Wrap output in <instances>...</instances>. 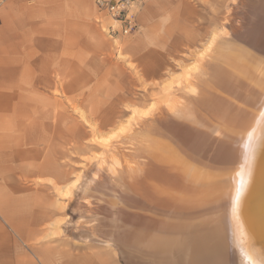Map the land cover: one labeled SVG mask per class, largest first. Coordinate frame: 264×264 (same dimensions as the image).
I'll list each match as a JSON object with an SVG mask.
<instances>
[{
    "label": "crops",
    "instance_id": "obj_1",
    "mask_svg": "<svg viewBox=\"0 0 264 264\" xmlns=\"http://www.w3.org/2000/svg\"><path fill=\"white\" fill-rule=\"evenodd\" d=\"M201 10L197 0H150L135 35L118 41L102 30L109 21L96 0L3 5L0 264H125L96 240L77 193L88 121L110 128L136 88L162 82L172 59L198 41Z\"/></svg>",
    "mask_w": 264,
    "mask_h": 264
},
{
    "label": "bare ground",
    "instance_id": "obj_2",
    "mask_svg": "<svg viewBox=\"0 0 264 264\" xmlns=\"http://www.w3.org/2000/svg\"><path fill=\"white\" fill-rule=\"evenodd\" d=\"M253 25L255 26V24ZM248 28L246 31L251 29ZM241 29L244 32L245 29ZM240 34L245 36V33ZM236 40L239 41L237 38ZM220 43L213 46L214 53L212 52L209 56V62H205L207 64H202L201 70L198 72L199 75L196 74L191 81L189 80L190 84L193 83L192 85L198 88L196 90H198L197 96L199 97L193 96L188 101L186 96L191 93L185 96L188 90L184 91L185 97L176 98L175 103L172 104L173 107L169 109L170 111L167 110L170 116L172 109L185 107L184 111L174 109L173 112L172 110L173 120L171 116L167 117L168 115L164 114L165 116L152 119L153 122L150 120L152 122L150 128L149 124L144 123L146 125L144 128L147 126L149 128L141 129L143 132L148 131L149 135H145L144 132L143 134L147 136L144 137L146 140L151 139H148L149 146L148 142L147 145L144 144L150 147L148 157L152 158L150 153L159 156L154 166L157 174L156 171H153L154 175L151 176L150 182H145L142 186L141 183L136 182L140 179L137 170L135 174L138 176L136 177H133L131 172L128 173L132 175L124 174L123 177L119 171V180L125 178L122 181L126 183V179H128L132 188L129 185L128 187L131 189L122 186L118 191H115L118 189L117 186L114 187L111 182L107 181L106 172H109L110 169L105 173L102 172L99 178L97 172L95 174L98 179L93 186L92 194L102 200L111 199L108 203L110 206H113L111 203L116 200L123 202L120 209L123 212L120 211L113 221L109 220L106 223L111 230L108 231L110 234L108 239H104L105 242L118 244L119 247L120 236L117 235V232L122 231L120 226L124 221L127 222V218H130V215L134 213L136 205L140 204L138 203L140 201L146 202L142 205L146 215L151 213L152 216L153 213V216H158V219L152 224L145 217H143L144 225L141 223L143 219L138 222L140 227L144 226L145 230L144 228L142 230L145 233L142 232L145 235L143 233L140 235L138 229L139 235L132 238V235H127V237L120 232L122 239L124 237L123 240L129 241V249L132 254L137 253V250L145 253L147 263L142 262V264L151 263L157 253H159L157 258H160V264H264V115H262L264 113V56L255 55L257 58L254 57V60L250 55H247L246 50H244L246 51L245 56L241 52L239 53V48V51L234 52L232 48L235 44H227L225 41L222 42L223 44ZM208 45L210 48L211 44ZM244 47L243 49L246 48ZM241 56H243L242 60ZM221 58H225L227 67L220 64L222 61L219 62V59L223 60ZM194 67L196 66L194 65ZM192 87H189L191 88L190 92L193 90ZM221 90L223 91L221 92ZM216 93H219V96ZM222 93L224 95L227 93L226 97L222 98L224 96ZM192 104L203 106V110L208 107L206 112L209 114L211 112L212 116L216 117L210 118L213 121L208 119L210 123L203 122L206 124L205 126H199V119L198 123L192 122V124L196 123V125L193 124L194 126L180 128V123L183 124L185 121H183L184 119H174V113L177 112L176 115L179 117L183 114L185 118L187 110L191 112L197 110L193 108L194 105L191 107L192 110L189 108ZM200 112L196 111L197 116ZM205 113L203 115L208 116ZM207 116L205 117L208 118ZM205 117L203 116V118ZM198 118L200 117L198 116ZM186 119L189 120L187 114ZM135 132L138 134V130ZM139 134L138 137H140ZM144 137L140 138L145 141ZM134 139L137 138L134 137ZM134 139L132 137V140ZM144 141L142 143H145ZM136 143L134 145H140L141 142ZM137 148L139 147L137 146ZM142 152L145 154V151ZM116 160L111 161V166L118 168ZM144 160H141L142 163L145 162ZM150 161L149 163H152ZM121 162L125 166V161L123 162L121 159ZM126 165L125 169L128 168V164ZM103 168L105 169V166ZM112 171L114 172L115 169ZM168 215L172 216V221L170 230L166 232L168 221L165 218ZM134 218L136 217L134 216ZM124 231L126 232V230ZM82 235L90 237L88 233ZM115 247L117 248V246ZM156 261L158 262V260Z\"/></svg>",
    "mask_w": 264,
    "mask_h": 264
},
{
    "label": "rangeland",
    "instance_id": "obj_3",
    "mask_svg": "<svg viewBox=\"0 0 264 264\" xmlns=\"http://www.w3.org/2000/svg\"><path fill=\"white\" fill-rule=\"evenodd\" d=\"M197 1H199L200 7H202V10L199 11V15H198V23L199 24L196 25L195 29H194L197 31L196 40H198V41H196L192 45L187 44L186 47L182 48V50L180 52V56L177 57L176 59H172L171 68L168 70V73L166 74V78L162 82L155 83L150 88H142V89L136 88L135 89L136 92L134 93V96L132 97L131 101H127L121 105L120 117L112 126H110V128H104V127L100 126V124L98 122L96 123V122L88 121L89 125H90V129H91V133H92V136L89 139V155L87 158L84 159L83 163L76 165V167L78 169L74 171V177H76V179H77L76 182H78V184L76 186L77 187V193L79 195L84 194L86 197L85 209H84L85 214L83 213L84 218H85V222L88 224V226L92 227L95 230L94 237L96 239L99 238L98 240H100V241L102 240L103 242H105L104 239H108L109 234H110V232H108V231H110L111 228L106 223H108L107 221H109V220L113 221L116 218V214L120 213V211L123 212L122 210H120L122 208L123 202L122 201L119 202L118 200H116L115 202L113 201L111 203L113 206H110L108 203L111 201V199L107 200V201L102 200L98 196H96L95 194H92L93 193L92 189H93V186L95 185V182L97 183V179L101 176L102 172L105 173V171H108L109 169H110L109 172L111 174L109 172H106L107 177H108L107 181L111 182L114 187L117 186L116 188H118V189L115 191H118L120 189V187H122V186H126L127 188L131 187L130 186L131 184L129 185L130 181L128 179H126V183L125 182L123 183V181H122V180H125V178L124 179L122 178L121 180H119V178H120L119 176L121 173L123 174V175L121 174V176H123V177H124V174H126L127 176L128 175L130 176L133 174L132 175L133 177H136L139 175L140 179L137 180L136 182L141 183V186L145 182H150V180L152 178L151 176L154 175V174H152L153 171L154 172L156 171V168H154V166H155V163L158 161L159 156L158 155L154 156V155H151V153H150V156H152V158L148 157L149 156L148 153L150 152L149 151L150 147H148L149 146V142H148L149 140L148 139H150V138H148L146 140L145 137H147L149 135L147 133L148 131L147 130L144 131L146 133L145 135H147V136H145L143 134L144 132L142 130L147 129L148 126L150 128V126L152 125L151 123L153 122L154 118H156V117L168 115L167 117L171 116V119H172V114H173L175 108L172 109L173 112L171 110L170 116H169V112H167V110L170 111L169 109L171 107H173L172 104L175 103L174 101L176 98H178V97L183 98L186 95H189L190 93L193 95L190 96L191 95L190 94L189 96H186L188 101L191 100L193 98V96L199 97V96H197L198 90H196L198 88L195 87L194 85H192L193 83L190 84L189 80L191 81L193 76H195L196 74L199 75L198 72H200L202 64L208 61V58L212 52L214 53V51H213L214 47L213 46H215L216 44H218L220 42H221L220 44H223L224 41L227 42V44H231L232 41H234L236 43L233 42L231 44V45L235 44L234 48H232V50H234V52H237V50L239 48L240 49V51L238 50L239 53L241 52V54H244L243 56H245L246 55L245 53L247 51V55L248 56L250 55L252 58L251 57H249V58H251V59H254L255 55H257V56L259 55V57L264 56V50H263L264 49L263 48L264 47V22H263L264 21V9H263L264 6L263 5L264 4L262 5V3H264V0H260L261 2L259 0L258 1L254 0V2H252L253 0H197ZM149 2H150V0L147 3H145L143 5V7H145ZM251 3H253L254 5L253 4L251 5ZM255 6L256 7L259 6V7L256 8ZM143 7H141L140 11L142 10ZM140 11L138 12V16H139ZM137 20H138V18H137ZM251 23H252V25H251ZM253 24H255V26ZM105 25H107V24L104 23L102 25L103 31H104ZM243 25L245 27H242ZM248 27L251 29L246 31V28H248ZM241 28L245 29L244 32ZM258 31H259V33H258ZM238 32L245 33V36H243L244 34H240ZM247 32H248V35L246 34ZM132 35H135V33L128 35V36H125V37H122V38L118 39V41L126 40L129 37H131ZM231 35L232 36L237 35V36L236 37L233 36V38H232ZM227 37H228V39H227ZM225 38L227 39V41ZM236 38L239 41H242L244 43V45L241 42L239 43V41H237ZM221 39H223V40H221ZM208 44H211V47H210L211 49L208 48V46H209ZM241 45L243 47L245 46L246 48L245 47H244L245 49H243V47L241 48ZM206 48H207V50H206ZM250 49H252L253 51L251 52ZM205 50H206V52H205ZM244 50H246V51H244ZM207 51H209V52H207ZM243 51H244V53H243ZM259 53H261V54H259ZM253 54H254V56H253ZM243 56H241V60H242ZM225 58H227L226 55H225ZM256 58L257 57H255V59ZM205 59H207V60H205ZM221 59H223V58H221ZM224 59L223 60L219 59V62L222 61L220 64H223V66H226L227 62ZM228 60H229V58H228ZM198 64H200V65H198ZM205 64H207V63H205ZM213 64H214V62L212 61V65ZM194 65L196 67H194ZM188 74H190V75L188 76ZM189 87H192V89H193V90H191V92H190L191 88H189ZM247 87H248V85L246 86V88ZM187 88H189V89H187ZM220 89H217V90H220ZM187 90H188V92H186ZM223 90H224V88H223ZM223 90H221V92ZM184 91L186 92L185 96H184V93H185ZM224 91L227 92V90H224ZM218 92H220V91H218ZM244 92H245V90L243 89V93ZM217 95L219 96V93ZM222 95H224V93H222ZM225 95H227V93ZM225 95L222 96V98L226 97ZM193 105H194V107H193ZM188 107H189V105H188ZM191 107H193L194 109H197L196 111H198V112L201 111L200 113H198V116L200 118H198L195 110H193L194 112L187 110V112L190 114V116H189V114L186 113L187 117H189V120H187L188 118L186 119V114H185V118H184L183 114L182 115L180 114L181 116L179 117V115L178 116L176 115V114H178L176 112V113H174L176 116L174 115L173 118L174 119L178 118L180 120L184 119L183 121H185L183 124H181L180 123L181 121L179 120L180 128H184V127L188 128V127L192 126L193 124L196 125V123L192 124V122H197V121H199V119H200V121H199L200 123L197 122L199 124V126H205L207 123H210L209 121H213L210 119L211 117H212V119H214L216 117L215 115L212 116L213 113L210 112V114H209V112H206V109L208 107L204 108V110L202 109L203 106L201 107V105H198V104L190 105L189 108L192 110L193 108H191ZM198 107H201V108H198ZM183 108L185 109V107L181 106L180 108H177V109L184 111ZM177 109H175V110H177ZM205 112L208 114V116L203 115V113H205ZM161 113H163V114L161 115ZM191 114H193V116H191ZM203 116L204 117L207 116L208 118H206V117L203 118ZM192 119H194V120H192ZM208 119H209V121H208ZM201 122L202 123L204 122L206 124H204V123L202 124ZM144 123L145 124L147 123V125L148 124L149 125L144 128V126H146ZM185 123L188 125H186ZM189 123H190V125H189ZM137 127H139L140 129H138ZM136 130H138V134L140 132L139 136L141 138H143L145 136L144 137L145 141L143 139H141L140 137H138L137 132H135ZM116 131H117V133H116ZM150 136L152 138L151 133H150ZM132 137H133V139H134V137L137 139L132 140ZM138 138L140 139V141ZM125 139H127V140H125ZM130 139H131V141H130ZM154 139H152V140H154ZM142 141H144L145 143H142ZM147 142H148V146H146ZM135 143L136 144L140 143V145H134ZM144 144H146V145H144ZM137 146L139 148H137ZM142 147L143 148L147 147L148 149L146 148L144 150ZM141 150L145 151V154H143L144 152H142ZM135 151L137 154L135 153ZM130 152H132V153H130ZM141 152H142V154H141ZM155 157H157V158H155ZM120 158L123 160V162L125 161V163L128 164V168L125 169V166L127 167V165L125 164V166H124V163L121 162ZM148 158H149V160H148ZM146 159H147L148 163L146 162ZM151 159H152V161H150ZM112 160L117 161V165H119L118 168H117V166H115V167L111 166ZM137 160H138V162H137ZM141 160L145 161V162H143L144 164L142 163ZM149 161L152 162L153 164L149 163ZM139 162H141L143 165ZM102 164H104V165H102ZM140 164L143 166V169H142V166ZM144 165H146V167H144ZM104 166H105V169L103 168ZM138 166L141 169H139ZM144 168L147 170H145ZM102 169H104V170H102ZM112 169L113 170L115 169V171L113 172ZM136 170H137L138 175L135 174ZM119 171H120V174H119ZM96 172H97L98 178H97V176H95ZM128 172L129 173L131 172L132 174H129ZM156 174H157V171H156ZM112 177H113V179H112ZM90 179H91V181H90ZM132 182H134V181H132ZM128 185L130 187H128ZM132 186H135V185H132ZM138 203H140V204L136 205V210L134 211L133 214L130 215V218L129 217L127 218V222L124 221L122 223V226H120V227H122V228H120V230H122L120 232L124 236L132 235L131 236V238H132L134 236L139 235V233H140V235H142V233H143L142 231H144L145 228L142 225H141L142 227H140L139 226L140 223H138V222H140V220L143 219L141 221V223L143 224V222H144L143 217H145L146 220H148V222L150 221L151 224H152V222L155 223V220L158 219V216L157 215H156V217L153 216V213H152V216H151V213L147 214V215L145 214L146 211H145L144 207L142 206V205H144V203L146 204L145 201L144 202L140 201ZM142 212H143V214H141ZM154 215H155V213H154ZM134 216L136 218H134ZM149 216H150V218H149ZM171 219H172L171 215H168L165 218V220L168 221V225L166 224V228H165L166 232H168L171 228V221H172ZM134 221H136V223H134ZM143 228H144V230H142ZM129 229L130 230L132 229L131 231L138 229L140 232L138 230L133 231V232H131V231L129 232L128 231ZM124 230H126V232ZM120 232H117V235L120 236V241H122L121 243L119 241V247H118L117 243H116L117 245L111 244L109 242H105V243L109 244L110 246H113L118 251V253L122 259V262H124L125 264H142V262L147 263V260H146L147 258L145 257V253L143 251L137 250V253L132 254V251L129 249V241L123 240L124 237L122 239V235ZM124 232H125V234H123ZM127 232H128V234H126ZM135 232H136V234H135ZM144 233H145V231H144ZM144 233H143V235H145ZM147 233H148V231L146 232V234ZM105 234L106 235L108 234V236H106ZM118 236H117V238H118ZM109 240L114 241L112 239H109ZM114 242H116V241H114ZM115 246H117V248ZM121 246H123V248H121ZM158 254L159 253L156 254L157 256L155 255L156 258H154L152 261L154 264H157L158 262L160 264V261H159L160 258L159 259L157 258V257H159ZM134 257H135V259H134ZM156 260H158V262ZM152 262L151 263L149 262V264H153ZM155 262H157V263H155Z\"/></svg>",
    "mask_w": 264,
    "mask_h": 264
},
{
    "label": "built area",
    "instance_id": "obj_4",
    "mask_svg": "<svg viewBox=\"0 0 264 264\" xmlns=\"http://www.w3.org/2000/svg\"><path fill=\"white\" fill-rule=\"evenodd\" d=\"M9 0H0V9ZM149 0H96V5L109 23L104 31L113 40L133 34L138 28V12ZM102 22V21H100Z\"/></svg>",
    "mask_w": 264,
    "mask_h": 264
},
{
    "label": "snow or ice",
    "instance_id": "obj_5",
    "mask_svg": "<svg viewBox=\"0 0 264 264\" xmlns=\"http://www.w3.org/2000/svg\"><path fill=\"white\" fill-rule=\"evenodd\" d=\"M262 115H264V113H262Z\"/></svg>",
    "mask_w": 264,
    "mask_h": 264
}]
</instances>
